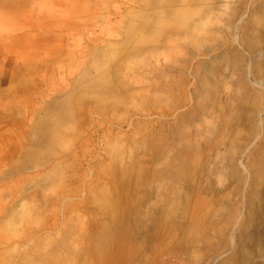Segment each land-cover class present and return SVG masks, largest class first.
Here are the masks:
<instances>
[{"label": "rangeland", "instance_id": "obj_1", "mask_svg": "<svg viewBox=\"0 0 264 264\" xmlns=\"http://www.w3.org/2000/svg\"><path fill=\"white\" fill-rule=\"evenodd\" d=\"M0 264H264V0H0Z\"/></svg>", "mask_w": 264, "mask_h": 264}, {"label": "bare ground", "instance_id": "obj_2", "mask_svg": "<svg viewBox=\"0 0 264 264\" xmlns=\"http://www.w3.org/2000/svg\"><path fill=\"white\" fill-rule=\"evenodd\" d=\"M200 152L196 151L195 149H193L192 151H187V150L177 151V154L179 155V158H180V164H177L176 158L173 157L174 155L171 158H169V161L167 163L166 168L162 169L161 172L159 173V181H161V183H164V181H169V180H171L173 182H176V181L183 182L186 179L185 178V175H186L185 173L187 171L186 169L189 168L194 173L192 176H193V179L195 181L194 183L196 186L195 188H196L197 194H200L201 191H203V189L205 188V187H203V186H205V182L209 183L208 180H210L209 179L210 177H208V176H206V178H204L203 175L201 176V172H202V174H206L205 172H206L207 168L205 165L207 162V157H203L202 154H200ZM201 153H204V152H201ZM192 160H193V162H192ZM195 163H197V165H195ZM201 165H202V167H201ZM199 182H200V184H198ZM197 199L199 200L200 197H198ZM202 206L203 205H201V203H199V201H196L195 205H191V203L188 202L186 204V206L183 208L184 212H183V215L181 216L182 217L181 223L189 222V225H191L192 229H195V228L201 229L202 228L201 229L202 235H204V233H205L206 236L211 235V231L215 230V231H217V234H219L217 236V238L222 239V237L225 235V231H224V229H222V227H219L221 222H215V221L211 220L210 216L203 214V212H202L203 207ZM203 230H204V233H203ZM174 235H175L174 231L171 229L169 232V236H168L169 241H164L163 243H165L166 245H168V244L172 245V243L175 242L174 244H176L178 247H181L182 246L181 243L177 242L174 239ZM187 237L188 236L186 233L184 235V237L182 239H180V241L185 243ZM159 240H161V239L159 237H156L154 242H158ZM216 243L218 244V241ZM214 247H216V245H214ZM249 261H250V259H249Z\"/></svg>", "mask_w": 264, "mask_h": 264}]
</instances>
